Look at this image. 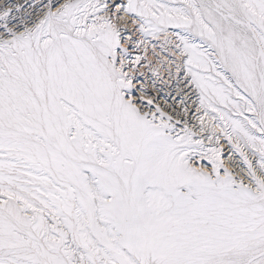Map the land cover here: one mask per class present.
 <instances>
[{
	"label": "snow or ice",
	"instance_id": "obj_1",
	"mask_svg": "<svg viewBox=\"0 0 264 264\" xmlns=\"http://www.w3.org/2000/svg\"><path fill=\"white\" fill-rule=\"evenodd\" d=\"M0 264H264V0H0Z\"/></svg>",
	"mask_w": 264,
	"mask_h": 264
},
{
	"label": "rangeland",
	"instance_id": "obj_2",
	"mask_svg": "<svg viewBox=\"0 0 264 264\" xmlns=\"http://www.w3.org/2000/svg\"><path fill=\"white\" fill-rule=\"evenodd\" d=\"M20 2H23V0H20ZM134 38H136V37H134ZM132 47H133L134 50H136V48L134 46H132ZM137 53H138V51H137ZM137 53H134V54L136 55ZM138 54L142 55V53H138ZM162 96H165L166 97L167 96V92L162 93ZM159 102L160 103H164V100L161 99V100H159ZM167 102L170 103V104L171 103H174V101L171 98H168V101ZM225 145H227V144H225ZM225 145L223 147H225ZM225 152H226V149H225ZM205 163H207V162H205Z\"/></svg>",
	"mask_w": 264,
	"mask_h": 264
},
{
	"label": "bare ground",
	"instance_id": "obj_3",
	"mask_svg": "<svg viewBox=\"0 0 264 264\" xmlns=\"http://www.w3.org/2000/svg\"><path fill=\"white\" fill-rule=\"evenodd\" d=\"M132 49H133V47H132ZM137 51H138V53H142V55H143V52H142V51H140V50H138V49H136V50L133 49V50H132V56H133V58L138 54ZM134 53H137V54L135 55ZM225 144H226V143H225ZM225 144H224V145H225ZM224 145H223V146H224ZM227 147H228L227 145H225V147H224V150L226 149L225 154L227 153ZM237 162H238V161H237Z\"/></svg>",
	"mask_w": 264,
	"mask_h": 264
}]
</instances>
